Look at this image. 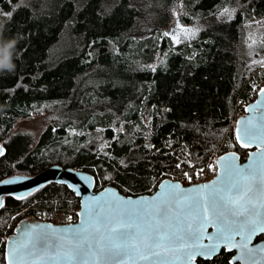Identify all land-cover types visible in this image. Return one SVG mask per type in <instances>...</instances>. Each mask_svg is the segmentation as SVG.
Segmentation results:
<instances>
[{
	"label": "trees",
	"instance_id": "16d2710c",
	"mask_svg": "<svg viewBox=\"0 0 264 264\" xmlns=\"http://www.w3.org/2000/svg\"><path fill=\"white\" fill-rule=\"evenodd\" d=\"M225 7L234 9L229 21L218 17ZM175 13L184 25L201 22L195 38L165 34ZM257 30L264 39V0H4L0 40L16 46L15 69L0 72V180L60 164L91 173L96 190L134 196L212 155L244 160L232 123L253 68L243 45ZM34 114L48 122L36 141L15 130ZM3 205L0 264L20 220L79 200L51 182ZM231 255L222 249L197 264H239Z\"/></svg>",
	"mask_w": 264,
	"mask_h": 264
},
{
	"label": "snow or ice",
	"instance_id": "6c2138e0",
	"mask_svg": "<svg viewBox=\"0 0 264 264\" xmlns=\"http://www.w3.org/2000/svg\"><path fill=\"white\" fill-rule=\"evenodd\" d=\"M259 91L264 93V89ZM238 131L248 141L264 143V112ZM237 139H241L239 134ZM254 164L257 166L244 169L228 163L222 179L212 186L177 193L176 185L151 201L104 200L86 210L85 221L70 229L33 225L17 237L12 259L17 264H32L33 260L50 264L113 260L120 264L127 257L161 264L164 254L179 248L183 250V264H189L197 255L210 258L222 243L239 248L242 258L252 259L264 252L249 247L255 235L264 233V213L258 211L251 195L260 167L256 161ZM208 226L215 232L207 233ZM205 238L211 241L207 246L200 243Z\"/></svg>",
	"mask_w": 264,
	"mask_h": 264
},
{
	"label": "water",
	"instance_id": "95a60500",
	"mask_svg": "<svg viewBox=\"0 0 264 264\" xmlns=\"http://www.w3.org/2000/svg\"><path fill=\"white\" fill-rule=\"evenodd\" d=\"M3 2L4 0H0V4H2ZM175 23L178 24L176 17L174 22L170 23L165 28V34L171 39L173 38L170 33V29L175 25ZM260 89H264V86L259 88V90ZM259 90L257 91L255 98L245 106L244 114L238 116L233 125V134L237 144L242 147H244L243 145L245 143L248 144L247 147H244L247 148L245 159L241 160L240 155L234 151H228L219 154L215 159L216 174L209 180L192 184H183L180 180L177 179L164 178L158 183L156 189L152 193L132 196L121 193L116 187L112 185H106L103 188L96 190L95 177L91 173L79 168H73L69 166L63 167L60 164H51L35 174H15L1 179L0 201L2 202L5 196L23 198L39 189L40 187L51 182L66 185L79 200L77 219L72 223L58 224L48 220H41L37 218H26L20 220L14 227L12 233H10L6 237L4 246L5 263L17 264V261L12 259L14 242L23 231L31 229L33 225H50V230L70 229L80 225L85 221L86 210L95 208L97 204L103 202L104 200L125 201L127 199H131L133 201H151L154 198H157L158 194L167 191L169 188H174V186L176 185L179 186V188L174 189L177 193L198 189L200 188V186L206 184L212 186L214 182L222 179L225 166L228 163H234L237 168L244 169H248L249 166L256 167L257 165L254 164V161H256L257 164L260 165L257 172V178L254 183V190L251 195L256 202L258 211L264 213V162H262V154H264V143H261L260 141H248L243 138L242 132L238 131L242 130L248 124V122L252 120L253 117H259L260 114L264 112V93H260ZM258 102L260 103L258 104ZM238 134L241 136V139L239 140L237 139ZM2 152L3 146L0 143V153ZM221 158L224 159L222 160ZM256 185H260L262 187H256ZM202 191L206 193L207 189H202ZM206 232L214 233L215 228L213 226H208ZM263 235L264 233L255 235L251 243L249 244V247L264 249ZM239 239V237H236L237 241ZM200 243L201 245L207 246L211 243V241L205 238L202 239ZM222 249L228 252H232V255L230 257V262L232 263L238 262L239 264H264V252H258V254L255 255V257L252 259H248L246 257L242 258V253L239 248L233 247L231 244H228L225 247L223 243L216 249L215 253H213L210 258L204 255H197L189 262V264H197V259H212L214 256L219 254ZM183 262V250L179 248L175 249L171 253H166L161 257V264H183ZM32 264H50V262L33 260ZM56 264H60V262H56ZM71 264H75V262H71ZM85 264H117V262L113 260H96L85 262ZM120 264H150V262L142 261L139 259L132 260L125 257L120 262ZM152 264H156V262L153 261Z\"/></svg>",
	"mask_w": 264,
	"mask_h": 264
},
{
	"label": "rangeland",
	"instance_id": "374dc122",
	"mask_svg": "<svg viewBox=\"0 0 264 264\" xmlns=\"http://www.w3.org/2000/svg\"><path fill=\"white\" fill-rule=\"evenodd\" d=\"M175 17L177 18L178 24L175 23V25L170 29V33L173 38L172 41L175 43H183L195 38L202 26L201 22L187 26L180 22L178 16H176V13H175ZM175 17L171 23L174 22ZM218 17L221 20L229 21L234 17V9L231 7H225L218 13ZM263 44H264V39L261 36V30H257L249 34V37H247L246 42L243 45V48L245 50L244 51L245 58L246 60H248L247 65L252 64L249 69L253 67L248 73L247 78L245 79L246 84H248L251 81L252 76H254L256 73H259L264 68ZM237 108L238 110L236 109L234 111V119L232 125H234L237 117L243 114L245 111L244 107L239 108L238 106ZM238 111L240 113L237 115ZM47 123L48 122L45 115L34 114L30 118L18 120V122L15 125V130L30 133L32 138L36 141L38 135L40 134V132L46 126ZM175 178L176 177H172V179Z\"/></svg>",
	"mask_w": 264,
	"mask_h": 264
},
{
	"label": "built area",
	"instance_id": "2783aa9c",
	"mask_svg": "<svg viewBox=\"0 0 264 264\" xmlns=\"http://www.w3.org/2000/svg\"><path fill=\"white\" fill-rule=\"evenodd\" d=\"M248 89L245 98H237L235 102V110L246 106L257 93V90L264 85V68L259 73L252 76L251 81L247 84ZM240 112H237V115ZM215 157L212 155L209 161L205 165L199 166L194 173L184 174L177 176L175 179L180 180L183 184H192L196 182H202L209 180L215 174ZM78 207L70 206L65 209L56 210L48 214L40 213L38 218L41 220H48L58 224H68L72 223L77 219Z\"/></svg>",
	"mask_w": 264,
	"mask_h": 264
},
{
	"label": "clouds",
	"instance_id": "9594fccd",
	"mask_svg": "<svg viewBox=\"0 0 264 264\" xmlns=\"http://www.w3.org/2000/svg\"><path fill=\"white\" fill-rule=\"evenodd\" d=\"M15 46V40L7 42H3L2 40H0V72H3L5 70L11 72L15 69L13 60Z\"/></svg>",
	"mask_w": 264,
	"mask_h": 264
},
{
	"label": "flooded vegetation",
	"instance_id": "af4514ba",
	"mask_svg": "<svg viewBox=\"0 0 264 264\" xmlns=\"http://www.w3.org/2000/svg\"><path fill=\"white\" fill-rule=\"evenodd\" d=\"M259 49V48H258ZM253 50H255V49H253Z\"/></svg>",
	"mask_w": 264,
	"mask_h": 264
}]
</instances>
